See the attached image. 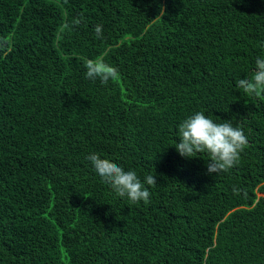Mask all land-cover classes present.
<instances>
[{
    "label": "trees",
    "instance_id": "1",
    "mask_svg": "<svg viewBox=\"0 0 264 264\" xmlns=\"http://www.w3.org/2000/svg\"><path fill=\"white\" fill-rule=\"evenodd\" d=\"M258 57L264 0H0V264H264V96L236 88ZM196 112L244 131L228 172L174 147ZM93 153L156 176L150 202Z\"/></svg>",
    "mask_w": 264,
    "mask_h": 264
},
{
    "label": "clouds",
    "instance_id": "2",
    "mask_svg": "<svg viewBox=\"0 0 264 264\" xmlns=\"http://www.w3.org/2000/svg\"><path fill=\"white\" fill-rule=\"evenodd\" d=\"M164 14V9L161 8L160 16ZM76 23H80V20ZM94 32L98 38L102 37V25H97ZM85 67L87 79H99L104 85L119 77L118 69L102 60L89 59ZM236 88L248 96H264V59H256L251 78L239 79L236 81ZM178 136L180 142L174 147L180 156L193 159L200 157V154H208V174L218 175L237 166L248 145V139L241 128L234 127L230 120L217 123L203 112H196L183 120L178 127ZM87 159L91 161L101 181L109 185L117 196L127 198L131 203L150 202L151 193L145 184L154 187L157 184L156 176L147 175L142 182L135 170H125L117 163L101 158L99 154L93 153Z\"/></svg>",
    "mask_w": 264,
    "mask_h": 264
}]
</instances>
